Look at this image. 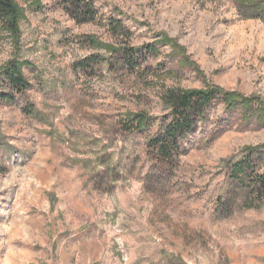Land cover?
Here are the masks:
<instances>
[{
  "label": "rangeland",
  "instance_id": "374dc122",
  "mask_svg": "<svg viewBox=\"0 0 264 264\" xmlns=\"http://www.w3.org/2000/svg\"><path fill=\"white\" fill-rule=\"evenodd\" d=\"M15 1L0 92L11 60L31 88L0 96V264H264V197L234 202L232 176L251 151L264 161L262 120L213 103L175 163L148 150L170 113L166 88L264 100V20L242 18L235 0H94L102 21L81 24L63 0ZM109 17L135 47L156 46L137 70L112 51Z\"/></svg>",
  "mask_w": 264,
  "mask_h": 264
},
{
  "label": "trees",
  "instance_id": "16d2710c",
  "mask_svg": "<svg viewBox=\"0 0 264 264\" xmlns=\"http://www.w3.org/2000/svg\"><path fill=\"white\" fill-rule=\"evenodd\" d=\"M237 10L244 19L260 18L264 20V0H235ZM63 7L67 13L78 23L102 21L103 17L95 8L94 0H63ZM20 10L15 0H0V26L13 33L19 34ZM114 37L121 39V48L112 51L120 52L124 66L133 71L147 63L148 55L156 52L154 44H147L137 48L132 44L133 32L121 19L109 17L106 20ZM100 63L96 56L84 59L78 63L80 67H87L90 63ZM152 68L151 65H148ZM1 82L6 83L7 90L1 89L0 96L7 102L15 101L25 95L31 88L20 63L16 60L9 61L3 68ZM164 104L170 109L168 117L162 122L160 131L148 141V150L159 163L167 166L176 162L183 152L184 139L189 133L194 132L199 120L206 118L208 109L213 103H223L226 110L235 111L236 108L245 109L248 118L254 117L264 124V100L258 95L245 96L240 92L225 90L213 85L207 88L184 89L180 87L166 88L161 96ZM255 103L258 108L254 107ZM32 104L25 107L26 112L32 113ZM132 122L143 127L149 123V117L143 113L134 115ZM130 128H132L130 126ZM253 150V148H251ZM259 152V149L257 150ZM251 151L245 159L237 162L233 169L234 199L242 196L247 201H256L264 197V161L254 165ZM236 197V198H235ZM221 200V199H219ZM231 204L232 202H225Z\"/></svg>",
  "mask_w": 264,
  "mask_h": 264
}]
</instances>
